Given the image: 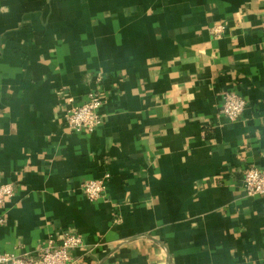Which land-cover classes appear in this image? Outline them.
<instances>
[{"label": "crops", "instance_id": "0c3cea01", "mask_svg": "<svg viewBox=\"0 0 264 264\" xmlns=\"http://www.w3.org/2000/svg\"><path fill=\"white\" fill-rule=\"evenodd\" d=\"M98 90L103 125L71 131L68 100ZM227 92L248 104L237 122ZM252 167L264 0H0V186L16 193L0 205L1 255L38 259L77 234L72 264H264ZM89 180L106 183L96 202Z\"/></svg>", "mask_w": 264, "mask_h": 264}, {"label": "built area", "instance_id": "2783aa9c", "mask_svg": "<svg viewBox=\"0 0 264 264\" xmlns=\"http://www.w3.org/2000/svg\"><path fill=\"white\" fill-rule=\"evenodd\" d=\"M225 28L218 26L213 29L215 35L220 37ZM101 81V77L98 78ZM108 96L104 91H96L89 95L86 102L81 105H71L66 113V124L75 133H94L104 123L101 109L107 103ZM222 112L231 122L239 121L245 114L248 104L245 99L236 92H227L223 96ZM109 176H107V179ZM244 188L248 197H264V168L252 167L248 169L244 177ZM106 192L105 181L89 180L83 184L85 197L96 202L103 198ZM15 189L12 184L0 186V205L7 199L14 198ZM3 223L0 220V225ZM85 246V240L77 234H65L57 244L49 243L38 252V259H26L16 255L3 256L0 254V264H72L71 251Z\"/></svg>", "mask_w": 264, "mask_h": 264}]
</instances>
